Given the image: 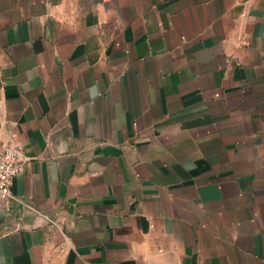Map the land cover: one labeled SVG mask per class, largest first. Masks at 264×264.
I'll list each match as a JSON object with an SVG mask.
<instances>
[{"label":"crops","instance_id":"obj_1","mask_svg":"<svg viewBox=\"0 0 264 264\" xmlns=\"http://www.w3.org/2000/svg\"><path fill=\"white\" fill-rule=\"evenodd\" d=\"M0 264H264V0H0Z\"/></svg>","mask_w":264,"mask_h":264},{"label":"built area","instance_id":"obj_2","mask_svg":"<svg viewBox=\"0 0 264 264\" xmlns=\"http://www.w3.org/2000/svg\"><path fill=\"white\" fill-rule=\"evenodd\" d=\"M21 170L20 150L15 144L0 145V199L14 201L30 215L38 216L52 223V219L32 204L18 200L12 192L15 177Z\"/></svg>","mask_w":264,"mask_h":264}]
</instances>
